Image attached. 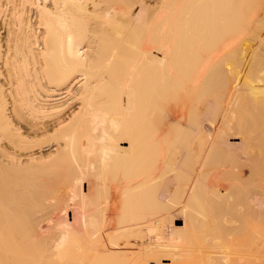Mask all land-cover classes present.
<instances>
[{"label": "bare ground", "instance_id": "6f19581e", "mask_svg": "<svg viewBox=\"0 0 264 264\" xmlns=\"http://www.w3.org/2000/svg\"><path fill=\"white\" fill-rule=\"evenodd\" d=\"M263 10L264 0H0V264H264V235L248 250L242 241L264 221V174L244 196L235 161L230 184L211 170L222 156L248 161L261 127ZM238 107L255 125L241 111L238 124ZM194 176L218 228L192 208L182 228L169 222L167 188ZM63 177L73 181L52 190ZM239 241L247 251L231 250Z\"/></svg>", "mask_w": 264, "mask_h": 264}, {"label": "rangeland", "instance_id": "374dc122", "mask_svg": "<svg viewBox=\"0 0 264 264\" xmlns=\"http://www.w3.org/2000/svg\"><path fill=\"white\" fill-rule=\"evenodd\" d=\"M138 10H139V9H138ZM138 10H137V11H138ZM263 11H264V10H263ZM263 11H262V12H263ZM138 12H139V11H138ZM156 14L158 15V13H156ZM156 14H155V15H156ZM159 14H160V13H159ZM155 15L151 14V18H153L152 16H154V18H155ZM262 15L264 16V12H263V14L261 13V16H262ZM263 16H262V17H263ZM151 18H150V19H151ZM4 20H5V19H4ZM4 20H3L4 24H3V22H2V26H1V28H2V29H1V36H2V37H1V40H3V39L5 40V41L3 40V41H4L3 44L5 43L4 45L7 47V42H6V41H7V38H6V37H8V34H9L10 30H9V32H7V30H8L9 28H8V26L5 27V24L8 23V22H7L8 20H7V18H6V20H5L6 22H5ZM151 20H152V19H151ZM158 20H159V19H158ZM156 21H157V20H156ZM150 22H153V21H150ZM154 22H155V21H154ZM145 24H146V22L144 23V26L146 27L147 25H145ZM150 24H151V23H150ZM150 24H148V26H150ZM152 24H153V23H152ZM6 25H7V24H6ZM145 27H144V28H145ZM262 27L264 28V26H262ZM262 27H261V28H262ZM7 28H8V29H7ZM10 28H11V27H10ZM142 28H143V26H142ZM144 28H143V29H144ZM163 28H164V27H163ZM145 29H148V27H146ZM145 29L143 30L144 32H146ZM162 30H163V29H162ZM259 30H260V29H259ZM259 30H258V31H259ZM263 30H264V29H263ZM263 30H262V32H264ZM163 31L165 32V30H163ZM163 31H161V32H163ZM262 32L260 31V32H259V35H260V33H261V36H264V35H262V34H263ZM7 33H8V34H7ZM257 33H258V32H257ZM253 35H254V34H253ZM5 46H4V47H5ZM6 47H5V49H6ZM101 94H102V93H101ZM260 94H262V96L264 95L263 92H262V93H259V95H260ZM259 95H258V97H261V98L263 99V97H262V96H259ZM105 96H106V95H105ZM105 96H104V97H105ZM101 97H103V96H101ZM243 107H244V106H243ZM243 107H242L241 109H239V107H238L237 110H236V113H235V111H234L236 121L238 120V116L240 117L239 112L241 111V113H242ZM244 108H246V107H244ZM245 110H248V109L246 108ZM245 110H243V111H245ZM263 110H264V108L262 109V111H263ZM238 111H239V112H238ZM258 112H260L259 115H261V117L263 118V117H264V116H263L264 114H263V115L261 114V110L258 111ZM241 113H240V114H241ZM244 113H248V111H247V112L245 111ZM244 113H242V117H245L246 119H244V120H247V121H244V120H243V121H244V123H243V121H242L241 118H240V123L237 121L239 125H240L241 123H243L242 125H245V126H246V125H250V122H251V124H253V125L258 124V123H259V124L261 123V127H260V125H259V126H255V129H256L257 132H258V136H256V135H257V132H255L254 134H256L255 136H256L257 139L254 140V141H252V140H253V137H254V139H255V136L253 135L252 140H251L252 142L249 141V142H250V143H249L250 146L248 145L250 148H249V147L247 148V149H249V150L246 149V150L248 151V153H249V154H248V156H249V157H248V161L245 162L247 166H246L245 163H243V162L239 163L240 161L238 162V160L235 159L233 156H230V157H229V160H230V161H229V160H228V155H227V156H225L224 158H223V156H222V157H218V158H219V159L217 158L218 161L215 160V162H213V167H214V168H211V170H212V169H215V171H217L215 174H217V173L219 174V172L222 171L221 173H223V176H221V174H219L221 177L217 175L218 177H220L219 181H221V178L223 179V178L225 177V178L223 179V181H227V182H228V180H227L226 178H229V180H230V181H229V184H230L231 180H235V179H234L235 175H236L237 177L240 178V179L238 178L239 180H243V178L245 177L244 173L247 174V175H246L247 178H248V176H249V179H251V178H253V179L256 178V175H257L258 173H260V172H261V175L264 174V165H261V164L264 163V160H263V159H264V151H262V150L264 149V147H263V149H260V148H262V144H263V146H264V139H262V141H261V138L264 137V129H262V121H261L262 118L260 117V118H259V119H260L259 122H257V123L254 124V123H252V121L254 122V117L252 116L253 114L251 115V112L249 111L250 114H248V115L246 114V115H247V117H246V115L243 116ZM234 114H232V116H234ZM237 114H238V115H237ZM236 115H237V116H236ZM248 116H249V118H248ZM251 116L253 117V120L250 121L249 119H251ZM257 119H258V118H257ZM262 120L264 121V119H262ZM241 121H242V122H241ZM245 122H246V123H245ZM247 122H249V124H247ZM242 125H241V126H242ZM263 125H264V122H263ZM257 127H258V128H261V130L257 129ZM263 127H264V126H263ZM256 130H255V131H256ZM262 130H263V131H262ZM260 131H261V133L259 134ZM262 133H263V134H262ZM256 141H257V142L259 141V143H260L261 145L258 146L259 144H256V143H257ZM254 142H255V143H254ZM251 143H252V144H251ZM253 145H254V146H253ZM125 146H127V145H125ZM254 147H255V148H254ZM256 147H257V149H256ZM259 147H260V148H259ZM250 149H251V151H252V150H256V152H255V153H254V151H253V152H249ZM258 149H259V150H258ZM257 150L259 151V152H258V155H257ZM260 151H261V152H260ZM153 153H154V152H153ZM250 153H252V155H251ZM260 153H261V154H260ZM253 154H255V155H253ZM153 155H156V152H155V154H153ZM157 155H158V152H157ZM256 155H257V156H256ZM158 156H159V155H158ZM250 156H251V157H250ZM262 157H263V158H262ZM158 158L160 159V157H158ZM158 158H156L155 156L152 157V160H153L152 162H155V163H156V161H159ZM221 158L225 159L224 162H223V159H222L221 162H220V159H221ZM253 158H254V159H253ZM256 158H257V159H256ZM260 158H261V159H260ZM155 159H156V160H155ZM157 159H158V160H157ZM251 159H252V164H251ZM231 160H232V161H231ZM257 160H258V161H257ZM262 160H263V161H262ZM216 161H217V162H220V163L217 164ZM228 161H229V162H228ZM234 161L238 164V165H237L238 167H236V163H235ZM249 161H250V163H249ZM256 161H257V162H256ZM260 161H261V162H260ZM222 162H223V163H222ZM230 162H231V163H230ZM247 162L249 163V166H250L251 168H253L252 166L255 164V165H254V168H253V169H251V168H249V169H248V168H245V169H244V166H245V167H248ZM157 163H158V162H157ZM225 163H226V164H225ZM253 163H254V164H253ZM214 164H215V165L217 164V166H214ZM219 164H220L221 166L219 167V169H217L218 166H219ZM223 164H225L226 167H228V168L230 167V168H229V169L226 168V167L224 168V165H223ZM227 164H228V166H227ZM230 164H235V166L231 165L233 168L236 167V168H234L235 170L237 169V170H236L237 172L234 170V172H235L234 174H235V175H232V174H233V169H231L232 167L229 166ZM250 164H251V165H250ZM242 165H243V166H242ZM155 166H156V165H154V167H155ZM241 166H242V167H241ZM258 166H259V167H258ZM262 166H263V167H262ZM154 167H153V168H154ZM255 167H257V168H255ZM155 168H156V167H155ZM202 168H203V167H202ZM202 168H201V170H200V169H196L195 172H194V175L200 170V171H199L200 174L198 175V173H197L196 176H198V177L200 176V178H204V179H205V177L207 178V176H208L210 170H207V169H206L207 166L204 167V169L208 171V172H207V171L205 172L206 175L204 176V175H203V174H204V172H203L204 169H202ZM223 168L226 170V172H227L226 174H225V172H224L225 170H224ZM238 168H240V169L243 168L245 172L242 171V170H240V169H238ZM261 168H262V169H261ZM222 169H223V170H222ZM227 169H228V170H227ZM250 169H251V170H250ZM259 169H260V170H259ZM197 170H198V171H197ZM202 170H203V171H202ZM246 170H247L248 172H250V171H251V172L248 173ZM252 170H253V171H252ZM255 170H258L259 172H258V171H255ZM218 171H219V172H218ZM230 171H231L232 173H231ZM238 171H241V173L238 174ZM212 172L214 173V170H212ZM242 172H243V174H242ZM254 172H255V173L258 172V173L255 174ZM143 173H144V172H143ZM201 173H202V175H201ZM228 173H229V174H228ZM230 173H231V174H230ZM236 173H237L238 175H237ZM262 173H263V174H262ZM53 174H54V173H53ZM53 174H52V176H54ZM149 174H150V175H149ZM241 174L244 175V176H242ZM249 174H250V175H249ZM252 174L255 175V177H254ZM148 175H149V176H148ZM151 175L153 176V174L148 173V174L145 175L144 177L147 178V179H149ZM229 175L232 176L233 178L230 177ZM239 175L242 176L243 178L240 177ZM52 176H51V177H52ZM147 176H148V177H147ZM226 176H227V177H226ZM250 176H251V178H250ZM237 177H235V178L237 179ZM262 177H263V176H262ZM193 178H195V176L192 177L191 179L188 178V179L191 180L192 182H191V181H185V182H183V181H181V180H179V179H176L177 181L173 182V184L171 183V184H172V186H171L172 190H171L170 187L167 188V190L170 189V193L173 192V194H174V195L171 197V200H170V201H171V204L169 203V207H168V210H167L168 213L171 214V215L168 214L167 217H172V218H168V219H169V222H170V220H173V223L171 222V225L173 224V226H175L176 229H177V227L182 228V227L184 226V224H183V220H185V217H184V216H185V215L187 214V212H188L189 210H191V208H192V210H193L192 212H193L194 214L198 215V217H199V219H198V217H196L197 220H200L201 218H203V219H201V220H203V222H202L201 220H200V222H202V224L206 223V224H205V227H209V225H210L211 227H217V228H218V227L221 226V225L217 224V222L221 224V222H223V218H221L220 215H216L215 212H214V210H213V211L211 210V209H212V204H211V208H207V207H209L208 205H210V203H209V204L206 203L207 200H208V202H212V199H211V197H209V195H207L208 197H206V194H207V193L205 192L206 190H204L205 188H203L204 185L201 184L203 187L200 186V188H198L199 185H198V187L195 185L194 182H196V181H195ZM247 178H245V180H244L243 182H245L246 184H247L248 182H250V183L252 184V182H253L252 185H251L250 183H249L250 185H249V184L245 185V183H243L242 185L239 186L238 184H239L240 182L242 183V181H240L238 184H237V182H238L239 180H238V181L235 180L236 183H235V181H232V183L236 184L237 187H239V189H240L241 186H245L243 189H242V187H241V190H240L241 193L244 194V196H245L246 194H247V195H250V192H251V191H252V193L255 192V190L257 191V188H255V186L258 187V186H257V185H258V184H257V182H258L257 180H256V181H257V182H256L257 185H256V184H254L255 179H254V181H253L252 179L249 180V179H247ZM246 179H247V181H246ZM257 179H259V177H258ZM70 180L73 181V179H68L67 177H63V179L60 178V181H59V182L56 181L55 184H54L55 186H52V188L54 187V189H52V190H56L55 192H58L57 189H60L59 187H64V188H65V185H69L68 183L70 182ZM251 181H252V182H251ZM49 182H50V185H51V181H49ZM179 182H180L181 184H180ZM227 182H225L224 184H227V185H228ZM56 183H57V184L59 183V184H58L59 187H58L57 189H56V187H57V184H56ZM191 183H192V184H191ZM220 183L223 184V182H220ZM232 183H231V184H232ZM241 183H240V184H241ZM70 184H71V183H70ZM171 184H170V185H171ZM178 184H179V185H182L181 187L179 186L180 189H179V187L177 186ZM188 184H189V185H188ZM52 185H53V184H52ZM60 185H62V186H60ZM170 185H169V186H170ZM193 185H194V186H193ZM248 185H249V186H248ZM253 185H255V186H253ZM192 186H193V188H192ZM246 186H247V188H246ZM250 186H251V187H250ZM85 187H86V186H85ZM177 187H178V188H177ZM196 187H197V188H196ZM248 187H250V188H248ZM253 187H254V190H253ZM245 188H246V190H245ZM61 189H63V188H61ZM173 189H174L175 191H173ZM182 189H183V190H182ZM193 189H195L194 191H196V192H193ZM202 189H203V190H202ZM249 189H250V190H249ZM86 190H87V187H86ZM200 190H201V191H200ZM61 191H62V190H61ZM183 191H186L187 193H186V192H183ZM202 191H203V193H202ZM55 192H53V194H55ZM191 192H193V194H192ZM197 192H198V193H197ZM199 192H200V193H199ZM247 192H248V193H247ZM60 193H61V192H60ZM60 193L58 194V196L61 195ZM170 193H169V190H168V191H167V195H168L169 198H170V196H169ZM180 193H181L182 195H181ZM201 193H202V194H201ZM177 194H178V195H177ZM186 194H187V195H186ZM189 194H190V196H189ZM180 195H181L182 197H181ZM193 195H194V196H193ZM195 195H196V196H195ZM197 195H198V196H197ZM177 196H178V197H177ZM183 196H184V197H183ZM200 196L202 197V199H203L204 201H202V199H200V198H201ZM186 197H187V199H186ZM199 197H200V198H199ZM177 198H179V199L177 200ZM183 198H184V199H183ZM188 198H189V199H188ZM196 198L199 199V200H197ZM207 198L211 199V201H209V199H207ZM53 199H55V198H53ZM60 199H61V198H60ZM192 199H193V200H192ZM194 199L197 200L198 202H199V201H202V202L204 203V205L202 206V202H200L201 205H200V203L198 204L197 201H194ZM50 200H51V201H50L51 203L56 202V199H55V200L50 199ZM205 200H206V201H205ZM263 200H264V198H263ZM57 201H58V200H57ZM186 201H187V202H186ZM191 201H192V203H191ZM184 203L187 204V205H185ZM193 203H194V204H193ZM188 204L190 205V208H188V207H189ZM191 204H192V205H191ZM197 204H198V205H197ZM180 205H181L182 207H181ZM183 205H184V206H183ZM199 205H200V206H199ZM193 206H194V207H193ZM198 206H199V207H198ZM195 207H197V208H195ZM200 207H202V208H200ZM204 207H205V209H206V208L209 209L210 212H206L207 210L205 211ZM169 208H170V209H169ZM193 208H194L195 210L197 209L196 211H197L198 213L195 212ZM199 208H200L201 211H200V210L198 211ZM181 209H182V210H181ZM185 209L188 210V211H185ZM203 210H204V211H203ZM182 211H185L186 213H185V212H182ZM211 211H212V212H211ZM180 212H181V213H180ZM189 212H190V211H189ZM184 213H185V214H184ZM201 213H203V214H202L203 216L200 217L199 215H201ZM206 213H207V214L209 213V215H206ZM172 214H173V215H172ZM180 214H182V215H180ZM183 214H184V215H183ZM204 214H205L206 216H205ZM210 214H213V215H211L212 217L210 216ZM134 215H135V214H134ZM215 215H216V216H215ZM135 216H136V215H135ZM135 216H134V217L132 216V217H133V218H136ZM174 216H175V217H174ZM213 216H214L215 218H218V217H219V218H218L219 221H218L217 219H215ZM217 216H218V217H217ZM133 218H132V219H133ZM210 218H211L212 221L210 220L209 222H210L213 226L207 221V220H209ZM220 218H221V219H220ZM205 219H207V220L205 221ZM214 219H215V220H214ZM262 219H264V218H262ZM262 219L260 218V220H262ZM213 221H214V222L217 221V222L214 223ZM169 222H168V223H169ZM212 222H213L214 224H213ZM208 223H209V224H208ZM182 225H183V226H182ZM214 225H215V226H214ZM257 225H258V226H257ZM257 225H256V226L254 225V228L250 226V228H253V230L251 229L253 232H252L251 230H250L251 232L248 230L251 234L247 231V232L249 233V234L247 233L248 235H246V236H248V238L245 236V237H246V240H245V239H244L245 241L242 240L243 243L246 244V245H244V244L242 243V244H243V247H244L245 249H247V250H248V246H249V245L247 246V244L252 243V242H250L251 240L256 241V240H255L256 236H257L256 239H259V238H261L260 236L263 237V235H264V234H263V233H264V231H263V229H264V221H260V222H258ZM259 226H260V227H259ZM255 227H256V229H255ZM104 228L108 229V226L103 227V229H104ZM250 228H249V229H250ZM261 228H262V229H261ZM103 229H101L100 232H101ZM106 229H104V230H106ZM246 229H248V228L246 227ZM104 230H103V231H104ZM177 230H178V229H177ZM255 231H256V232H255ZM259 231H260V232H259ZM261 231H262L263 233H262ZM98 232H99V231H98ZM98 232H96V234H99ZM174 232H175V231H171L170 233H171L172 235L169 234L170 236H168V238L170 237V238H169L170 242L173 243V244H174V243H175V244H179V243H181V242L183 241V239H184V234H182V232L179 233L178 231L175 232V233H174ZM254 232H255V233H254ZM258 232H259L260 234H258ZM101 233H102V232H101ZM103 233H106V234H107V230H106V232H103ZM103 233H102V234H103ZM96 234H95V235H96ZM245 234H246V231H245ZM254 234H255V235H254ZM95 235L93 236V239H96V240L94 241L93 239H91V240L94 241V242H97V240L99 241L100 239H103V238H104V237L101 236V234H100V237L97 235L99 238H98V237H95ZM103 236H106V235L103 234ZM251 236L253 237V239H251V238H252ZM181 237H182V238H181ZM97 238H98V239H97ZM203 239H204V240H203ZM203 239H202L203 242H204V241H205V242H204V243L201 242V248H202V247H208V248H210V243H211L210 241H212V240H211L209 237H206V236L203 237ZM249 239H251V240H249ZM91 240L84 242V244H83L84 247L87 246V245H88V246H91L90 243L88 244V242H92ZM101 241H102V240H101ZM101 241H100V242H101ZM248 241H249V242H248ZM98 243H99V242H98ZM238 243H240L239 245L241 246V248H243L242 245H241V241H239V242L235 243V244H237V245H236V248H237V249L235 248V245H234V246L232 245V248H234V249L231 248V244L225 246L226 249H227L226 252H227V251H231V250L239 251V252H240V251L243 252L242 250L247 251V250H245L244 248H243L242 250H241V248H240V250H239V248H238V246H239ZM92 244H93V242H92ZM202 244H204V245H202ZM229 246H230V247H229ZM221 247H222V246H221ZM227 247H228V248H227ZM230 248H231V250H230ZM224 249H225V248H224ZM228 249H229V250H228ZM209 252H212V251L209 250ZM72 253H73V254H72ZM71 254H72L73 257L75 256V253H74V252H71ZM95 261H96V260H95ZM96 262H97V261H96ZM198 263H200V261H198ZM95 264H96V263H95ZM97 264H98V263H97ZM151 264H152V263H151Z\"/></svg>", "mask_w": 264, "mask_h": 264}]
</instances>
